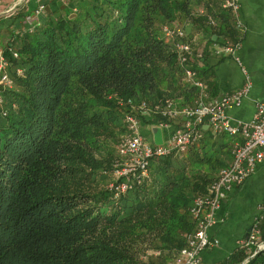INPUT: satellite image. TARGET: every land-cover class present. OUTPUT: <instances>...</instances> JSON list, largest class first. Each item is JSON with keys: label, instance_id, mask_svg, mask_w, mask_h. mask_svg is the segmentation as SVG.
<instances>
[{"label": "trees", "instance_id": "16d2710c", "mask_svg": "<svg viewBox=\"0 0 264 264\" xmlns=\"http://www.w3.org/2000/svg\"><path fill=\"white\" fill-rule=\"evenodd\" d=\"M181 23L193 43L202 32L209 44L244 36L222 0H77L4 47L11 85L0 87V264H173L196 231L195 199L230 163L231 137L201 129L185 151L151 158L124 193L99 185L123 162L103 141L125 136V114L149 127L172 123L137 107L193 105L189 67L215 91L205 60L180 64L165 37L164 27ZM257 230L264 242V220ZM218 264H264V248L240 246Z\"/></svg>", "mask_w": 264, "mask_h": 264}, {"label": "built area", "instance_id": "2783aa9c", "mask_svg": "<svg viewBox=\"0 0 264 264\" xmlns=\"http://www.w3.org/2000/svg\"><path fill=\"white\" fill-rule=\"evenodd\" d=\"M222 8L234 15L236 26L243 31L242 25L237 20L239 0H222ZM40 10H43V6ZM163 33L172 42L180 64H191L194 59H200L201 54L192 50V42L188 40L187 30L166 26L163 28ZM239 46L240 43H224L213 49V53L216 57L228 56L238 61L236 50ZM4 49L0 45L1 88L11 85L7 72L9 63ZM13 57L16 58L17 54L13 53ZM184 75L185 80L199 90L193 105L178 107L174 101L166 99L152 108H149L144 101L137 107L144 115L158 113L171 122L177 120L180 122V126L175 129L171 128V123L161 122L158 126H154L166 132L161 145H155L153 141L147 142L141 134L138 119L132 114H125L127 132L117 149L123 162L114 170L116 181L122 177L125 181L119 183L115 181L108 188L113 190L116 196L124 193L129 189L131 180L139 182L146 177L151 158L164 157L172 151H185L189 145L199 140L203 127L216 133H224L231 138L240 137L241 143L234 142L232 145L230 163L219 171L217 178L210 184L207 195L195 199L191 212L197 221L196 231L188 237L186 246L180 250L173 262V264H203V251L217 243L210 240L207 230L214 223V213L225 200L226 191L232 185L242 184L264 160V102H256L255 114L250 122L233 125L225 117L224 108L240 105L242 97L250 88L248 78L246 77L245 85L240 91L227 94L221 99L208 100L205 86L198 78V73L189 67L185 69ZM124 103L134 108L132 100H119L120 105ZM258 234L257 226H254L244 245H256L257 249L264 248V242L258 241Z\"/></svg>", "mask_w": 264, "mask_h": 264}, {"label": "crops", "instance_id": "0c3cea01", "mask_svg": "<svg viewBox=\"0 0 264 264\" xmlns=\"http://www.w3.org/2000/svg\"><path fill=\"white\" fill-rule=\"evenodd\" d=\"M77 0H1L0 1V45L6 47L16 35L30 33L34 26L47 20L48 12L60 6L72 7ZM43 6V10L39 11ZM47 9V11H46ZM237 20L243 28V40L236 50L238 61L224 56L216 57L213 49L223 45L222 40L207 42L205 32L194 35L193 51L201 54L200 59L212 68V81L215 91L206 93L208 100L221 99L227 94L240 91L246 82L250 88L242 97L240 105L224 108V115L231 124L248 123L255 114L256 102H264V0H239ZM191 32L187 28L188 40ZM202 64L199 66L201 67ZM210 94V96L208 95ZM180 126L172 121L171 128ZM202 129L207 130V127ZM211 130V129H209ZM145 140L152 134L143 132ZM166 132H163V137ZM241 143V138H231ZM231 145V146H232ZM231 159H229V162ZM264 220V160L254 172L240 185H232L226 191V198L214 213V223L207 233L212 242L202 253L203 264H218L240 246H243L250 232ZM251 229V230H250ZM250 230V231H249Z\"/></svg>", "mask_w": 264, "mask_h": 264}, {"label": "rangeland", "instance_id": "374dc122", "mask_svg": "<svg viewBox=\"0 0 264 264\" xmlns=\"http://www.w3.org/2000/svg\"><path fill=\"white\" fill-rule=\"evenodd\" d=\"M197 12H198V10H197ZM176 27H179V28H182L183 27V24L181 23V24H179L178 26H176ZM187 28H188V26H187ZM187 30V29H186ZM140 125H139V127H140V129L143 131V132H149L150 131V133H151V128L152 127H154V126H146V124H144V123H139ZM122 137H123V135H119L118 137H117V144L116 145H112L111 144V141H112V137L111 138H105L104 139V141H103V144H106V146H108V145H110L111 147H113L114 148V150H115V157H118V155H117V149H118V147H119V144H120V142H121V140H122ZM118 139H119V141H118ZM147 142H150L151 141V138H148L147 140H146ZM232 145V144H231ZM230 145V152H231V150H232V146ZM116 162V163H115ZM115 164L113 165L114 166V168L116 169L117 168V166L119 165V164H121L122 163V160H120V158L119 159H116L115 160ZM108 176H109V178L106 180V181H104L105 183H102V184H100L99 185V187H109V185L110 184H112L114 181H115V176H114V171L112 172V171H110L109 173H108Z\"/></svg>", "mask_w": 264, "mask_h": 264}, {"label": "water", "instance_id": "95a60500", "mask_svg": "<svg viewBox=\"0 0 264 264\" xmlns=\"http://www.w3.org/2000/svg\"><path fill=\"white\" fill-rule=\"evenodd\" d=\"M46 11H47V9H46ZM151 134H152L153 143L155 145H161L163 142V131L159 127H152L151 128Z\"/></svg>", "mask_w": 264, "mask_h": 264}]
</instances>
